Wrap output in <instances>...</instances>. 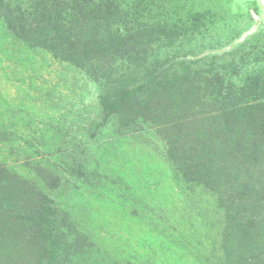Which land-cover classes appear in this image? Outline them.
Wrapping results in <instances>:
<instances>
[{
	"label": "rangeland",
	"instance_id": "1",
	"mask_svg": "<svg viewBox=\"0 0 264 264\" xmlns=\"http://www.w3.org/2000/svg\"><path fill=\"white\" fill-rule=\"evenodd\" d=\"M0 264H264V0H0Z\"/></svg>",
	"mask_w": 264,
	"mask_h": 264
}]
</instances>
